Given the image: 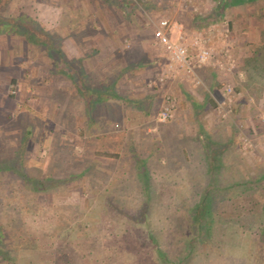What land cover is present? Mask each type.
Returning a JSON list of instances; mask_svg holds the SVG:
<instances>
[{
  "label": "rangeland",
  "instance_id": "obj_1",
  "mask_svg": "<svg viewBox=\"0 0 264 264\" xmlns=\"http://www.w3.org/2000/svg\"><path fill=\"white\" fill-rule=\"evenodd\" d=\"M115 1L118 3L113 4ZM212 1L216 2L220 0H200V3L199 0H161L159 6L163 4L167 6L169 11V17L165 15L161 19H159L161 17L159 13H153L152 16L150 14L152 11L149 8L146 10V7H144L145 0H111L112 3H104L102 0H11L0 12L1 15L7 17L20 16L22 14L30 16L42 22L55 36L73 33L72 29L76 31L84 29L85 34L91 39V48L96 45L94 39L96 36L97 38L99 37L100 31L108 34L119 33L120 35H130L131 32L133 34L140 32L139 34L148 38V41L146 40L143 46L151 64L157 68V63L160 62L163 56V65L166 63L164 50L157 44L154 38V32L159 23L162 20L174 23L173 19L177 17L181 21H185L187 25L192 20L183 13H188L192 18H195L197 15L199 16L201 13L207 16L210 11L213 13L210 7ZM246 9V7L245 9L243 7H236L233 10L228 8L227 12L223 14L225 18H220L218 23H216L220 25V29L224 22L229 24V40L234 49L235 58H237L236 52L242 55L245 53L242 50L243 48L253 47V44H249L250 42L243 34L244 30H249L246 26ZM238 14V17H241L237 21L233 20L234 16ZM78 20L80 28L74 24ZM158 20L161 21L159 22ZM216 24H210L206 28V25H203L201 27L203 29L200 31L190 30L191 28H187L189 25L187 27L185 25L184 27L189 32H207L210 26ZM88 29L89 31H87ZM65 39L62 41V44L65 46V49H68L69 42L68 39ZM11 42L0 41V77L11 78V80L8 79L7 86H4L5 81L0 80V99H6V102L9 104V110H13L11 112L14 114V118H17V111L20 108L18 106L19 100L25 99L26 96L29 106L37 112V119H40L42 111L47 114V110H53V103L43 104V101H41L42 95L46 98L52 93L59 91L64 97H59L60 99H55V101L64 105L68 99V97L66 98L68 93L66 82H68V78L61 77L53 81H43V78L38 77L39 70L42 76L49 72L53 65V60L41 48H37L38 50L34 54H26L28 52H24L26 50L20 40L12 39ZM101 42L102 46H105L109 54L113 56V49L125 47V45L127 46L125 48H130L137 41L105 40ZM9 46L18 49L13 51V55L17 56V58L15 57L14 60L12 58L15 68L12 69L11 75L10 72L4 73L2 70L5 68L3 61L6 58L11 60L10 55L12 54L11 51H8ZM137 56L138 54L135 52L133 57ZM35 59L38 61L35 66L39 67V69L36 68L34 70L33 65H30L29 62L35 61ZM163 65H161V69ZM236 71L237 68L230 73H222L221 76L228 78V75H231L234 76L232 78L233 82L242 81L244 79L243 70ZM160 72L145 74L146 78L144 75L140 79H135L136 87L134 88L127 87V85L125 88H117L118 91L124 92L127 96L129 94L134 96L137 92L149 93V90L152 88H157L156 93L158 94L163 93L162 98H158L150 103V115L137 112L131 106L127 108L124 105L123 118L126 133L123 130L120 131L123 133L125 142L123 145L124 156H128L133 144L144 141L143 137H140L145 135V133L149 137L158 138L159 125L168 122L161 121L160 115L165 107V90L169 88L168 91H171L176 82H167L163 87L159 82ZM230 81H225L223 87L232 86ZM137 84L139 85L138 87ZM252 87H256V85ZM5 88L6 90H4ZM232 88H234V91L230 96L233 102L230 103V107H228L229 103L223 105L224 94L223 88H221L214 93L215 103L211 106V111L215 117L217 115L221 120L232 119L234 121L232 125L236 127L237 131L235 130L236 139L232 151H235L241 159L243 158L242 161L248 164L251 171L252 175L250 176L257 179L264 171V102L261 104L259 98L257 100L256 97L259 96L256 88L251 89V92L253 90L256 97L252 98L246 94V100L243 102L242 91L239 92L233 86ZM28 94L30 95L29 97ZM144 94L147 95L146 93ZM171 95L176 98L178 107V97L174 93ZM249 99L251 100L249 101ZM48 114L47 116H49ZM245 117L253 118L251 128L244 121L243 118ZM62 119V117L56 116L55 118L49 117L47 123L45 120L38 121L37 130L39 127V133L46 132V145L65 146L59 148L53 154L54 158L60 156V158L62 157L61 159H65L68 155L74 156L78 161L74 165V170H77L78 174L84 170V167L92 165L97 166L96 168L98 169H100L99 166H107L110 171L113 170L115 172L116 176L112 175L107 178L105 177V173L91 168L87 174L83 176L78 175L75 180H67L64 181L65 183L59 185V188L57 187L58 189L53 192L59 193L58 196L55 195L53 197L56 202L51 204L48 200L44 199L31 200L29 203L19 206V203H21L18 202L19 200H9L3 193L11 191L15 192L17 197L22 196L26 198L28 192L23 188L22 181L17 175L0 174V229L2 228L0 233L5 232V236L2 239L3 244L0 243V264H264V260H258V248L255 247V230L264 229V211H262V208H264V190L260 194L262 197L260 200L261 208H257L253 216L244 219L237 225H232L231 223L226 225L220 224L217 231L218 234L208 241L205 236L207 238L210 237V233H204L205 236L203 237L199 234L200 231H205L204 228L209 227V225L207 226L208 222L200 226L201 230L196 229L193 221L189 222L190 225L187 232L179 227L178 223L180 220L186 221L189 216L193 220L194 217L193 211H185L184 199L181 196L174 194L171 198L172 194H165L164 196L167 198L171 195V200L165 199L160 204L156 198L162 199V197L155 190L148 193L146 182L140 180L139 185V181L132 180L135 177L141 179L137 170L132 172L134 167L133 162L120 161L116 164H109L107 161L97 162L93 158L91 160L92 155L91 157L88 155L84 156V140L77 137L73 132L72 125L68 127V124L63 123ZM68 119L83 125L88 133L85 127L86 124L79 119V116H70ZM27 120V115L23 114L12 123L9 124L7 122L5 126L0 127V140L2 138L9 146V153L8 155L5 154L6 156H13V153L17 149L15 145L19 144L20 135L25 125H27ZM45 127L46 130H44ZM91 129L92 127H90ZM94 130L96 131L97 128L93 127ZM111 136H114L113 132ZM111 140L115 144L114 139ZM174 140H176L175 136L170 137L169 141L172 144ZM98 144H90V150L99 146ZM107 144H102V146H106ZM173 145L176 144L173 143ZM41 147L42 152L38 156L33 152H28V154L25 152L22 160H20L25 162L28 175L34 178H41L50 172L54 177L68 178L58 174L55 169H52L53 172L52 170L50 171V163H53V161H49L48 158L51 151L48 150V147H43L42 145ZM149 147L153 148V145L145 141L142 142L140 152L144 154L145 151H148ZM67 148L72 153L69 151L63 152ZM90 150L88 153H90ZM39 151V149H36V152ZM34 158H37L38 161ZM51 159L53 160V157ZM160 171L159 169L157 172ZM62 172L67 175L69 169L63 168ZM186 175V171L175 173L171 179L167 180V186L175 180L178 183L182 181L179 184V188L180 191H185V185L190 183V180L195 181L200 179V181H203L205 179L200 174V176L192 178H188ZM84 176H87V178L83 179ZM120 176L123 177L120 178ZM89 177L92 183L95 182L94 185L91 184V186H94L95 191H91ZM118 178L122 180L121 184L114 182ZM148 180L152 181L148 183V186L155 185V188L159 190L161 183H159L158 178H149ZM110 181L112 183L109 186ZM107 190H109L108 193H104ZM102 193L104 195L100 197ZM107 197L115 200V202L108 204L105 201ZM148 199L151 200V204L148 209H145L146 205L150 203L147 201ZM100 202H102V205L98 209L96 208V204L98 205ZM65 203H68L69 206L65 207ZM226 204L224 203V205ZM13 206L16 210H19L17 215H15L16 217L12 216L14 213L11 211ZM62 206L65 209H59ZM110 207H115L117 209L116 213ZM105 211L110 212L112 215L107 214L105 216ZM77 222L83 223L81 229H78L79 227L76 226ZM138 222L142 223L143 226H138ZM69 227L73 231H68ZM67 235L71 238H67ZM180 238L182 241L179 242L178 239ZM220 239L224 242L216 249L215 247L217 246L213 247V244L216 241L219 242ZM192 240H200V247H198L201 252L197 253V260L186 259L185 261L190 260L187 263L184 260L180 261L181 259L179 258L185 256V252H189L188 247L192 244ZM64 252H66L65 259H61L60 257ZM263 252L264 247H260L259 253ZM157 260L161 261L158 262Z\"/></svg>",
  "mask_w": 264,
  "mask_h": 264
},
{
  "label": "trees",
  "instance_id": "obj_2",
  "mask_svg": "<svg viewBox=\"0 0 264 264\" xmlns=\"http://www.w3.org/2000/svg\"><path fill=\"white\" fill-rule=\"evenodd\" d=\"M10 1L11 0H0V10L6 7ZM102 1L104 3L111 2V0ZM117 3L118 2L116 1L113 2V4ZM236 7H243L244 9L245 7L247 8L245 15L247 20L246 24L248 27L257 29V31H259V33H261V35L264 37V0H223L222 4L218 6L219 14L217 15L222 16L225 14V11L228 8L233 10ZM75 22L77 23L78 21ZM75 26L77 25L75 24ZM207 26H209V24L206 25L205 28ZM77 27L80 28V26ZM83 30L84 29L81 31H76L72 29L73 33L55 36L51 30L47 29L42 24V22L30 16L22 14L20 16L7 17L1 15L0 12V41L10 42L12 39L20 40L24 46V49L30 54H34V52L38 50L37 48L43 49L47 56L55 61L57 65H62V68H60V66L59 69H50L48 73H45L43 77L44 81H53L54 79L64 77L73 82L71 97H69L67 93L66 98L68 97V99L64 105L55 101V99H60L59 97H64V95L59 91L55 90L56 92H54L53 90L54 93L47 96L46 98H44L42 95L41 101H43V104L53 103V110L46 111L47 114L49 113V116H47V114L42 111L40 114V119H37V112L32 110V108L29 106L27 96L25 99L19 100L18 106L20 108L17 118L23 114H26L28 117L27 125H25L22 130L19 144L15 145L17 149L13 153V156H6L9 153V146L7 145L6 141L1 138L0 174L17 175L22 181L23 188L28 192V194L26 198L22 196L17 197L15 192L5 191L3 194L6 195V198L9 200H19L18 202H21L19 203V206H21V204L29 203L31 200L42 199L48 200L52 204L53 202H56L54 201L53 197H55V195L58 196L59 194L58 192H53L59 188V185L65 183L64 181L67 180H75L78 175L83 176L87 174L91 168H94V170L98 172L105 173V177L107 178H109V176L115 175V172L113 170L110 171L107 166H99L100 169H98L96 168L97 166L92 165L84 167V170L78 174L77 170H74V165L78 162L74 156L68 155V157L65 159H61L62 157L60 158V156L54 158L53 154L57 152L59 148L65 146L46 145V132L39 133V127L37 130V126L38 121L40 120H45L47 123L49 117L55 118L56 116H60L63 118L62 122L68 124V127L72 125L71 127L74 129V134L84 140V156L88 155L91 157L92 155L91 160L93 158L97 162L107 161L109 164H116L120 161L127 163L133 162L134 167L132 172L137 170L141 179L135 177L132 180L139 181V185L140 180L146 182L145 184L147 185L146 189L148 190V193L155 190L162 197V199L156 198L160 204L165 199L171 200L174 194L181 196L184 199L185 211H193L194 214L193 220H191L189 216L186 221L180 220L178 223L179 227L184 229L186 232L188 231V226L190 225L189 222L191 221H193L195 224L196 229L199 230H201L200 226L203 223L205 224V222H208L207 226L209 225V227L204 228L205 231H200L199 234H201L203 237L205 236L204 233H210V237L207 238L205 236L206 240L209 241V239L218 234L217 231L220 224L226 225L231 223L232 225H237L240 224L244 219L253 216L255 214V210L257 208H261L260 200L262 197L260 194L264 190V171L257 177V179L250 176L252 174L249 170L248 164L243 162V158L241 159L235 151H232L233 147H231V145L227 142V140L231 142L232 138L227 139L224 134L222 135V133H217L216 131L210 130L207 133H203V135L198 138V140H190L189 137L182 136V131H185L184 129L186 124L184 125L182 120L171 119L159 126V133L157 136L158 138L149 137L146 133L140 137H143L145 142L153 145V148L149 147L148 151H145V153L142 154L140 152V147L141 143L144 141H140L138 144H133L131 146L128 156L123 155V145L125 142L123 139V133L120 132L121 130L125 132L123 107L127 104L134 105L137 106L141 112L145 113V102L149 100L151 96L144 94H147V92H137L135 94L132 92L134 96L129 94L128 96L131 97H128L124 94V92L121 93L118 91L117 88H125L126 85L127 87L130 86L131 88L136 87L135 79H140L142 76L144 77L145 74H155L156 72L159 73V71H161V65L163 64L159 62L157 63V68L153 66L149 56L147 55V52L145 51L143 46L144 44L137 41L138 43L136 42V44L130 46V48L123 49V47H118L115 54L112 56V58H110L111 64L108 65L107 70L104 71L102 78H100L98 74H92L94 75L92 78L93 80L90 81L88 78V81L84 79L85 73L82 67L83 64L81 62L83 59H80L79 61L77 59L69 60L65 46L62 44L65 36L67 37L66 39L75 38L81 42L84 41L83 39L85 38L87 40L89 36L85 35ZM87 31H89V29ZM262 44L263 45H261V47L256 46L254 52L255 57L252 61L243 59V68L246 71L245 73H247L249 79H252V81L261 75V71L264 72V42ZM121 50L124 51L122 52ZM135 52L138 54L137 57H133ZM132 84L133 87L131 86ZM253 84L254 83H252V85ZM138 86L139 85L137 84V87ZM252 88H256L259 92V88L257 86ZM156 90L157 88H152L149 91ZM246 91H248V88H246ZM139 93L141 94L138 95ZM29 96L30 95L28 94V97ZM70 116H79V119L84 124H86L85 127L87 128L88 133L84 129L83 125L76 121L69 120L68 117ZM16 119H13L10 115H6L5 121L10 124ZM90 127H92L91 130ZM93 127H96L97 130L93 131ZM233 127V133L235 134L237 129L234 125ZM44 130H46V127ZM112 132L114 136H111ZM173 136L176 137V140H174L171 144L169 140L170 137ZM110 139H114L115 144L112 142V140L110 141ZM97 143H99V146H96L90 150V144ZM105 143L108 144L106 146H102V144L104 145ZM173 143L176 145H173ZM40 144L43 147H48V150L51 151L50 157L48 158L49 161H53V163H50V171L55 169L58 174L68 178L62 179L60 176L54 177L50 172L47 173L45 177H41V172V178H34L28 175L26 172L27 168L25 167V162L20 160H22V156L25 152L27 154L28 152H33L38 156L42 152L40 149L42 148ZM36 149H39L40 151L36 152ZM88 149L90 150V153H88ZM64 151H69L72 153V151H70L68 148L67 150L64 149L63 152ZM51 157H53V160ZM34 159L37 160V158ZM63 168L69 169V173L67 175L62 172ZM159 169L161 171L157 172ZM179 171L180 173L186 171V176L188 178L202 175L205 177V179L203 181H200V179L195 180L196 183L195 181L190 180V183L185 185V191H180L179 188V184L182 181L178 183L177 180H175L169 186H167V180L171 179V177L175 173H179ZM122 177L123 176H120V178ZM85 178H87V176L83 177V179ZM149 178H158L159 183H161L159 190L155 188V185L148 186V183L152 182L148 180ZM88 179L91 191H95L94 186H91V184L94 185L95 182L92 183L90 177ZM114 182L121 184L122 180H119L118 178ZM154 182L156 183L155 180ZM111 183L112 181H110L109 186ZM108 191L109 190L105 191L104 193H108ZM104 193H102L100 197H102ZM168 193L172 194V196L170 195L171 198L170 196L168 198L164 196ZM256 194H258L260 197L256 196ZM105 201H107L108 204H113L115 202V200L110 199V197H107ZM147 201L150 203L147 205L144 204L146 205L145 209H148L149 205L151 204L150 199ZM224 203L227 204L224 205ZM100 205H102V202H100L98 205L96 204V208H98ZM64 206L68 207L69 204L65 203ZM64 206L60 207L59 209H65ZM110 209L116 213L117 209H115V207H110ZM262 209V211H264V208ZM11 211L14 212L12 215L14 217H16L15 215H17L19 212V210H16L14 206L12 207ZM107 214L110 216L112 215L110 212L105 211L104 215L106 216ZM146 215H148V213H146ZM82 225L83 223L78 222L76 224V226L79 227L78 229H81ZM137 225L143 226V224L139 222ZM1 229L0 232L2 231ZM68 231L71 232L73 230L69 227ZM4 236L5 232L0 233V243H2ZM255 236V247L258 248V260H264V252L259 253V248L264 247V229L262 228L255 230ZM67 238L71 237L67 235ZM178 240L179 242L182 241L181 238ZM220 240L219 242L216 241L213 244V247L217 246L215 248L218 249L219 245L224 242L223 240ZM199 241L192 240V244L190 245L191 247H188L189 252H185V256L179 258L181 259L180 261H185L186 259L197 260V253L201 252L199 249ZM65 254L66 252H64L60 258L65 259ZM157 261L160 262L161 260ZM187 261L190 262V260ZM187 261L185 262L187 263Z\"/></svg>",
  "mask_w": 264,
  "mask_h": 264
},
{
  "label": "crops",
  "instance_id": "obj_3",
  "mask_svg": "<svg viewBox=\"0 0 264 264\" xmlns=\"http://www.w3.org/2000/svg\"><path fill=\"white\" fill-rule=\"evenodd\" d=\"M145 1H146V3L144 5V7H146V10H147V8H149L150 11H152V13L150 12V14H152V16H153V13L154 14L159 13V15H161V17H159V19H161L165 15L168 16L169 11L167 9V6H165L163 4H161L159 6V4L161 3V0L160 1L159 0H145ZM222 1L223 0L216 1V2L212 1L211 2L212 4L210 5V7H211V10L213 13H211V11H210V13L207 16L204 15V13H201L199 16L197 15V16H195V18H192L188 13H183L185 16L186 15L189 16L192 20V21H189V23L187 24V25H189L188 27H187L185 21H181L177 17L174 18L173 19L174 23H170L171 29H170V31L167 32L170 35L172 41L178 42L181 34L187 35L186 33H191V32H189L188 29H186V27L191 28L190 30L199 31V30H201V27L203 25L216 24V23H218V20L220 18H225L223 15L222 16L217 15V14H219L218 13V6L222 4ZM199 3H200V0H199ZM202 9H203V7H202ZM225 12H227V11H225ZM238 16H239V14L237 16H234L233 20L237 21V19H239L241 17V16L240 17H238ZM74 24L79 26V24H80L79 20L77 23L74 22ZM185 25H186V27H184ZM246 26H247V29H249V30L248 31L244 30L243 34L245 35V37L250 42L249 44H253V47H250V48L246 47L245 49L243 48L242 50L245 53H243L242 55L240 53H236V55H237V58H236V60H237V71L236 72H238L240 69L243 70L244 79L242 81L233 82L232 78H234V76H231V75H228L229 76L228 78H223L219 74V72H216V70H210V71L209 70H203V71L199 72L200 77H202V83L199 86L195 87V86L191 85L190 82H187L184 80H181V81L176 80L175 81L176 84H174L173 89L171 91H168L169 88L168 89L166 88L167 90H165V92H166L165 95L174 93L178 97V100H179L178 104L179 105L176 108L177 110H176L174 119L182 120V122H184L183 124L184 125L186 124L185 129H184L185 131H182L183 132L182 136H187V137H189L190 140H194V139L198 140V138H200L203 135V133H207L208 131L213 130V131H216L217 133H222V135L224 134V136L227 139L232 138L231 142L229 140H227V142L231 145V147L235 146L236 137H235V134L233 133L234 127L232 125L234 121H232V119L221 120L217 115L215 117V115L212 114L213 112L211 111V106H212V104L214 105V103H215L214 93L221 88L224 89L223 86L225 85V81L231 80L230 84L233 87H235L236 89H238L239 92L242 91L243 97H244L242 102L246 100V94H248V96H250L252 98L256 97V94L251 92L252 86L255 84L259 88V92L257 93L259 97H256V98H257V100L259 98L261 104L264 102V72L261 71V75L258 78H256L254 81H252V79H249V76L247 75V73H245L246 71L243 68L244 64H243V60H242V59H244V60L247 59V60H251V61L253 60V58L255 57L254 52H255L256 46L261 47V45H263L262 43L264 42V37L261 35V33H259V31L255 30V28L248 27V25H246ZM139 33L140 32L133 34L131 32L130 35H127V34L120 35L119 33L118 34H115V33L114 34H108V33H103L102 31H100V34L98 35L99 37L97 38V36H96V38L94 39L95 40L94 43L96 45L93 48H91V39H89V37L87 38V40H86V38L83 39L84 41H82V42L80 40L75 39V38H73V39L70 38V39H68L69 44H68V49H66V53L68 55L69 60L77 59L79 61L80 59H83L81 62L83 64L82 67H83V70L85 73L84 79L88 80V78H89L90 81H92L93 80L92 78L95 74H98L99 77L102 78L104 71L107 70L108 65L111 64L110 58H112V55L109 54V52L105 46H102L101 41L121 40L122 42H129V41H135L136 40V41H140L142 43H144L146 40L148 41V38H146V36L139 34ZM100 42H101V45H100ZM8 43H12V42L10 41ZM9 47L10 48L8 49V51H11V54H12V55H10L11 60L6 58L3 61V66L5 68H3L2 70L4 73L10 72V75H11V72L13 71L12 69L15 68L13 65V62H14L13 60L15 57L17 58V56L13 55V51H16L18 49L12 48V46H9ZM125 47H127V46L125 45ZM125 47H123V49ZM113 50H114V54H115V52L117 51V48H115ZM121 51L123 52L124 50H121ZM24 52H27V50ZM26 54H29V53H26ZM12 58H13V60H12ZM52 62H53V65L51 66L50 69H54V68L59 69L60 66H61L60 68H62V65H57L55 61H52ZM160 62L163 64L164 56L160 59ZM29 63H30V65L31 64L33 65L34 70L36 68L39 69V67L35 66L38 63V61L36 59H35V61H31ZM6 65H8V66L6 67ZM33 68H31V69H33ZM92 74H94V75H92ZM38 77H41V78L44 77V75L42 76V73L40 72V70L38 71ZM145 77H146V75H145ZM8 79L11 80V78H8ZM8 79L0 77L1 81H5L4 86H7V81H9ZM38 79H40V78H38ZM43 81H44V78H43ZM37 82H38V80H37ZM252 83H254V84L252 85ZM66 85L68 87V89H67L68 96L71 97L73 82L68 80V82H66ZM131 86L133 87V84ZM7 88H9V87H7ZM246 88H248V91H246ZM4 90H6V88ZM139 94H141V93H139ZM147 96H151V98H149V100H147L145 102L144 110H145L146 114L141 112L137 106L126 105V107L128 108L131 106L137 112H141L145 115H147V114L150 115L151 114L150 109H149L150 103L154 102L158 98H162L163 93L158 94V93H156V91H149V93H147ZM4 97H5V95H4ZM250 100L251 99H249V101ZM162 101H163V99H162ZM8 105L9 104H8V102H6V99H2V98L0 99V127L6 125V123H7L5 121L6 115H10V116H12V118H14V114H12V112H11L13 110H9ZM129 109H131V108H129ZM18 112L19 111H17V113ZM243 119L251 128L252 123H253V118L245 117ZM128 131L130 132L129 129H128ZM128 134H127V136H128Z\"/></svg>",
  "mask_w": 264,
  "mask_h": 264
},
{
  "label": "built area",
  "instance_id": "obj_4",
  "mask_svg": "<svg viewBox=\"0 0 264 264\" xmlns=\"http://www.w3.org/2000/svg\"><path fill=\"white\" fill-rule=\"evenodd\" d=\"M225 25V26H224ZM210 26L207 32H191L180 35L179 41H172L167 33L171 29L168 20H162L154 32V38L164 50L166 63L163 65L159 82L164 87L167 82L184 80L193 86H199L202 79L199 72L216 70L220 75L230 73L237 68L234 49L229 40V24ZM181 32V31H180ZM234 88L226 86L223 89V105L230 107L233 102L231 96ZM177 100L171 94L165 96V107L161 112V121L174 118ZM228 113V112H227ZM225 113V114H227Z\"/></svg>",
  "mask_w": 264,
  "mask_h": 264
}]
</instances>
